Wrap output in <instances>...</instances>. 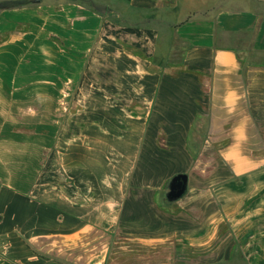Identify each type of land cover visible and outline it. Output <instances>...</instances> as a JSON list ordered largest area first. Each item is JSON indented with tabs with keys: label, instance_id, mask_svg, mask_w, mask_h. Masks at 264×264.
<instances>
[{
	"label": "crops",
	"instance_id": "1",
	"mask_svg": "<svg viewBox=\"0 0 264 264\" xmlns=\"http://www.w3.org/2000/svg\"><path fill=\"white\" fill-rule=\"evenodd\" d=\"M118 243L264 264V2L0 0V264Z\"/></svg>",
	"mask_w": 264,
	"mask_h": 264
},
{
	"label": "rangeland",
	"instance_id": "2",
	"mask_svg": "<svg viewBox=\"0 0 264 264\" xmlns=\"http://www.w3.org/2000/svg\"><path fill=\"white\" fill-rule=\"evenodd\" d=\"M158 250V249H157ZM187 251V250H186ZM108 264H162L164 260L163 250L155 252L156 260L151 258L153 252L144 248H133L131 244L125 243L114 245L111 248ZM177 255V249H173V254ZM187 256H173L172 262L168 264H199L198 259L193 253L186 252ZM189 253V254H188ZM150 260V261H149Z\"/></svg>",
	"mask_w": 264,
	"mask_h": 264
},
{
	"label": "water",
	"instance_id": "3",
	"mask_svg": "<svg viewBox=\"0 0 264 264\" xmlns=\"http://www.w3.org/2000/svg\"><path fill=\"white\" fill-rule=\"evenodd\" d=\"M264 2V0H259ZM187 175H178L175 176L170 185H169V193L167 194V198L169 201H175L181 198L187 190Z\"/></svg>",
	"mask_w": 264,
	"mask_h": 264
}]
</instances>
